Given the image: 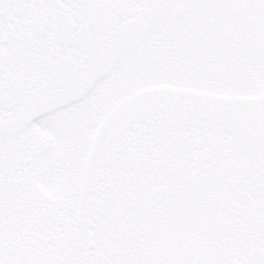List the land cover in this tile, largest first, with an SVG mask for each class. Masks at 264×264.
Segmentation results:
<instances>
[{
	"label": "snow or ice",
	"instance_id": "6c2138e0",
	"mask_svg": "<svg viewBox=\"0 0 264 264\" xmlns=\"http://www.w3.org/2000/svg\"><path fill=\"white\" fill-rule=\"evenodd\" d=\"M0 264H264V0H0Z\"/></svg>",
	"mask_w": 264,
	"mask_h": 264
}]
</instances>
